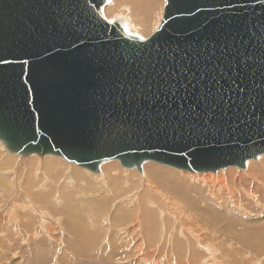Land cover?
<instances>
[{
  "label": "water",
  "instance_id": "water-1",
  "mask_svg": "<svg viewBox=\"0 0 264 264\" xmlns=\"http://www.w3.org/2000/svg\"><path fill=\"white\" fill-rule=\"evenodd\" d=\"M107 3L0 0L11 154L93 174L110 161L216 173L264 156V0H165L146 40L109 22Z\"/></svg>",
  "mask_w": 264,
  "mask_h": 264
},
{
  "label": "bare ground",
  "instance_id": "bare-ground-1",
  "mask_svg": "<svg viewBox=\"0 0 264 264\" xmlns=\"http://www.w3.org/2000/svg\"><path fill=\"white\" fill-rule=\"evenodd\" d=\"M164 1L165 0H108V3L104 8L103 14L109 22L118 23L119 25H121L123 27V29L125 30L126 34L133 35V36L136 35V37L141 38L142 40H146V39H149L156 32V30H158L160 28L159 26H161L160 23H162V21H163L162 17H164L165 7H166V4L164 7V3H165ZM121 8H125V11L123 13L121 12ZM163 8H164V14H163ZM119 17L121 20H123V21H119L120 23L117 21ZM0 148H1L0 151L4 150V147L1 146V143H0ZM14 155H16V154H14ZM35 156L36 155H32L31 157H22L21 160L18 159V155L14 156V157H10V158H4L6 164H9L15 168L12 171V174H15L16 176H13V177H16L17 180H19V183L21 185H24V188L26 187V189H29L30 191H31V189L35 190V188L37 186H35L33 183L39 182L38 186H40L39 187L40 192H38V193L39 194L44 193V194H42L43 197L47 196V198H51V197H49V195H46L48 192L51 193V191L54 190L56 193L59 192V194H60L61 190L65 189V188L67 189V186L69 184H73L74 180L79 182L80 179L77 180L78 178L75 179L76 176L75 177H73V176L75 175V172L77 173V172H80L81 170L78 171L75 168H73L74 166L69 167V165H68L66 167L60 168V170L63 169L62 171H64L62 173L57 167V161L56 160H59V157L56 158L55 156H45L44 158H42L43 159L42 162L41 161L39 162V160ZM52 157H54V158H52ZM259 159L260 160L257 162L250 160L247 163V165H248L247 171L244 169L245 172H243V169H242V171H238V170L234 169L235 167H233L231 170H228L225 174H223V170L217 171L216 172L217 174L214 173L215 175L209 174V173H201L200 175L198 174L199 176H204L203 180L200 179V180H202L201 182H200V180H198V175L194 176V174H192L193 176H191V175L185 174V172L181 173V172L174 171V170H168L169 174H168V176L165 177L164 175L159 174L161 172L160 169L155 168L152 165L149 167V172L144 170L143 174H140L141 175L140 176L138 174H135L133 171L130 172L129 170H128L129 173H127V174L123 173L122 171H125V170H119L120 167H118L117 164L115 165V164L110 163V164L104 165V164H106V163H104L100 167V173L98 175L94 174L95 176H93V177L87 178L86 174L81 172L82 175L85 176L86 179H81L80 182H83L82 184L89 183L87 185V191H84V192L85 193L87 192V194H88V192L94 193V195H95V197L93 198L95 201L94 200L93 201L96 203V205H98V207L97 206L96 207L99 208V210H100L99 214H97L95 212H94V214L91 213L92 215L90 216V220L94 221L95 223L96 222L101 223L102 218H104V216L109 215L108 212H109L111 206L109 207V209L107 211V208H106L107 205H109L110 203H114V202L126 201L125 206H123L124 208L123 209L121 208L120 210H118V208H117L118 206H117L114 210L113 215H112V219H111L112 222H110V224L111 223L113 224V226L111 225V232H112L111 244H113V246L119 245L118 243L120 242L121 237H124V236L130 237L131 241H133L135 244L133 246H134L135 251H136V252H134L136 258L137 257H139V258L140 257L151 258L154 256H160V257L167 256L166 251L168 248H170L171 249L170 252L173 251V253H171V254H173L174 256L169 257V258H174V259L177 258L178 259L180 257V259H184L185 257H190V259L187 260L186 262H184V264H191L193 262L195 264H244L243 262L246 260L239 262V261L232 260V258H230V257H229L230 260H228L227 255H226V258H227V260H226V258L225 259L220 258V257H222L220 255V253H219V255H216L217 250H215L216 248L214 249L215 246L212 245L213 242H210L209 239H208V241L203 240L202 237L204 236V234L200 230V228L203 230V228H204L203 223H206V221H208V220L209 221L212 220V218L215 219L216 221H220V222L224 221L225 223H231L230 225L233 227H235L233 222H236V220H237L238 222L243 223L248 230H243V229L236 230V229H232L230 227V228H226V229H228L227 233H229L231 235L235 234V238L237 239V241H236L237 246L241 245L243 247L244 254L247 255L249 252V250H245L247 246L249 248H252L251 251L255 250L254 252H256V254H254V253H252V254L254 256L256 255L257 257L255 259L252 258L253 260H256L258 258V256H260V255L264 256V238H263V240H261V239H259L260 237L259 238L257 237V235L260 234V232L257 230H262V232H264V221H263L264 217H262V216H264V207L263 208L260 207V209H259V208H257L256 204H254L253 202L249 203V207L247 208V210H249V212L251 213L252 218H246L243 215V213L240 212L241 209L239 211L236 209V208H239V206H240L239 204H237V203H236V205L231 204L232 198H234L232 195L233 192L238 193L236 189L243 190L244 192H245V189H247V192H246L247 194H253L257 198L264 199V160H262L263 158H259ZM72 165H74V164H72ZM49 166L56 167L57 170L51 171ZM3 167H4V165H2L0 167V171L3 169ZM25 171H26V173H24ZM39 171H42L41 173H42V176H44V177H42L41 174H39ZM25 174H26V178L24 179ZM90 174H92V173H90ZM107 174H110V176H108ZM115 174H118V175H115ZM106 175L108 176V178H110L108 180V182L110 181V184H109V188L111 190L110 192L107 189H105L103 192H101V190L97 186L90 183L93 180V178L95 180L100 179V181L102 179L105 180ZM113 177H116V178H113ZM33 178H37L39 180H37V179L34 180ZM62 178H68V182L66 181L68 183L67 185H64L65 180L64 181L61 180ZM5 180L7 182H9L8 177H5ZM85 180H87V181H85ZM138 180L142 184V186L138 185ZM108 182L105 181V184ZM203 182L207 185V188H209V189L212 188V190L204 188L202 186ZM75 183L76 182H74V184ZM76 184H78V183H76ZM96 185H97V182H96ZM30 186L32 188H30ZM74 187H76V186H74ZM78 187H80V186L77 185V188ZM140 188H143V189L139 192ZM79 190H81V192H83V190L81 188H79ZM240 190H239V192H240ZM81 192L80 193L78 192V193L82 194ZM222 192H224V193L222 194ZM106 193L110 196L112 195V197H108L106 195ZM87 194H85V195H87ZM132 194H133V196H131ZM50 195H52V199L54 200V195L52 193ZM177 195L180 197L181 202L178 201L179 198L176 197ZM224 195H226V196L224 197ZM34 196L35 195H33V200L39 199V197H36V196L34 197ZM58 196H60V195H58ZM191 196H193V201L195 202V204H192V205H195V207L197 206L198 201L202 202V204L200 206H197L194 209V211L184 207L185 206L184 203L186 202V199L189 200L191 198ZM248 196H250V195H248ZM59 199L64 201L61 197ZM59 199H55V201L59 200ZM78 203H79L80 207H82V208L84 207L83 206L84 204H82L80 202H78ZM62 204H63V202H62ZM136 204H138L139 206L138 207H132L133 205H136ZM56 205L59 206L57 203H56ZM253 205H254V207H253ZM129 206H131V207H129ZM233 206L236 208H234V209L231 208ZM62 207H57V208L62 209ZM42 208H44V207H42ZM190 208H191V206H190ZM192 208H194V207H192ZM38 210H39V208H38ZM47 210L49 211V209H47ZM80 210H81V208H80ZM85 210H86V208H85ZM85 210H82V211H84V213H85ZM66 211H67V207H66ZM39 213L41 215L43 214V216H44L43 212H39ZM69 213H71V212H69ZM258 213H259V215H258ZM45 216H46V218H45L46 222L51 221L49 218H47L46 214H45ZM39 217L41 218V216H39ZM58 217H59V215H58ZM87 217H89V215ZM161 219L163 222H161ZM198 219L201 222L199 224H196L195 221H197ZM57 220L59 222L61 221L60 218H57ZM87 221H88V219H87ZM82 224H80V225H82ZM190 224L196 225L198 227V229L195 231H192ZM63 225L64 224H62V226ZM73 225L74 224L70 223V225H68V226L70 227V230H71V234L69 232V235H71V237L75 238L74 242H77V243L81 242L80 244H84V242L87 241L89 243L88 246L89 245L98 246V244L100 243V240H99V238L96 237V235H94L93 233L87 234L86 232L84 233V231L81 232L80 230L74 229ZM206 226L208 227V224ZM57 228H59V227H57ZM169 228H171V229L168 230ZM217 228L218 227L215 224L211 223V227H209V229H210L209 231L215 233L217 236L218 229H219V228L218 229ZM61 229H63V227H61ZM81 229H83V228H81ZM161 229H162L161 234L166 233V232L170 233L169 234L170 236L168 235V238L171 239V245L169 247L166 244H165V246L163 244H159V243H162V241H163L162 239L161 240L159 239V231ZM205 229H207V228H205ZM48 230H49V228H48ZM203 231L205 232V230H203ZM48 232L52 233L54 231L51 230ZM121 233H122V235H121ZM182 237L184 239H182ZM211 238H213L212 234H211ZM98 240H99V242H98ZM220 241L222 242L221 239H220ZM228 241H230V240H228ZM74 242L68 241L69 244L71 243L70 247L71 246L73 248L77 247V244L76 245L72 244ZM108 242H110V241H108ZM108 242L106 243L107 246L103 247V249H106V250L111 249ZM168 242H170V240ZM181 242H184V243H181ZM217 242L218 241H216V243ZM224 242L225 241H223V243ZM186 243L188 244V246L190 244H192V247H187ZM80 244H78V245H80ZM227 244H228V242H227ZM227 247H228V245H227ZM116 248H117V246L115 247V249ZM199 249L203 252V254L200 253L201 251ZM122 250H124V249H122ZM130 250H131V248H130ZM226 250L229 252V254H231L233 252L235 254L240 253V251L238 252V251L234 250L232 245H230ZM96 251H97V249H96ZM87 252H88V250H87ZM107 252H109V251H106V253ZM101 253H99L100 256H101ZM114 253H116V252H114ZM250 254H251V252H250ZM119 256H121V255H119ZM126 256H128V255H126ZM105 257L108 258L106 255H105ZM251 257H253V256H251ZM73 258H74V256H73ZM149 258H147V259H149ZM216 258H219V261ZM93 259H94V256H93ZM120 259H122V258H120ZM147 259L146 260L142 259L143 260L142 263L143 264H146V263L151 264L152 261H149ZM247 259H249V258H247ZM162 260H163L162 261V264H163L164 260H166V259L163 258ZM249 260H251V259H249ZM263 260H264V258H263ZM157 261H158V259H157ZM160 261H158L159 263H157V264H161ZM100 262H101V260H100ZM169 262L170 261H168L167 263H169ZM136 263H139V262H136ZM172 263H174V262H172ZM77 264H80V263H77ZM133 264H134V262H133ZM176 264H178V263H176ZM251 264H253V262Z\"/></svg>",
  "mask_w": 264,
  "mask_h": 264
},
{
  "label": "rangeland",
  "instance_id": "rangeland-1",
  "mask_svg": "<svg viewBox=\"0 0 264 264\" xmlns=\"http://www.w3.org/2000/svg\"><path fill=\"white\" fill-rule=\"evenodd\" d=\"M164 7H165V3H164ZM124 11H125V8H121V12L123 13ZM163 14H164V8H163ZM117 21L119 22V21H123V20H121L120 17H119ZM134 36H136V35H134ZM0 143H1V146L4 147V150H5V151L4 150L0 151V167L2 165H4L3 169L0 171V214H1L0 215V264H75V263L76 264L77 263H80V264H90V263L91 264H103V263L104 264H133V262H134V264H143L142 263V261H143L142 259L146 260L147 258H149V257H140V258L137 257L138 258L137 259L135 257V253L134 252H136V251H135V248L133 246L135 244H134L133 241H131L130 237H125L123 235L124 237H121V240L118 243L119 245H114L113 246V244H111V235H112L111 225L113 226V224L112 223L110 224V222H112V220H111L112 219V215H113L114 210H115V208L117 206H118L117 207L118 210H120L121 208L123 209L124 208L123 206H125V202L126 201L114 202V203H110L109 205H107L106 206L107 211H108L109 207L111 206L110 210L108 212L109 215L104 216V218H102V220H101V223H97V222L95 223L94 221L90 220V216L92 214H94V212L99 214L100 210H99V208H97L98 205H96V203L94 202L95 201L93 199L95 197L94 193L88 192V194H87V192L86 193L84 192V191H87V185L89 183L82 184L83 182H80L81 179H86L85 176H83L81 172L85 173L87 178L93 177V176L98 175V174L94 175L91 171L88 172V170L86 171L85 169H82L81 167L79 168L76 165H72L70 162H68L65 159L59 158V160H56L58 169L60 170V168L66 167L68 165H69V167L70 166H74L73 168H75L78 171H80V170L81 171L77 172V173L75 172V175L73 177L76 176L75 179L78 178L77 180H79V179L80 180H79V182L74 180V182H76L78 184H76V183L74 184V182H73V184H69L67 186V189L65 188V189L61 190L60 194H59V192L56 193L54 190H52L51 193L54 195V200L52 199V195H50L51 194L50 192H48L49 194L47 193L46 195H49V197H51V198H47V196L43 197L42 194H44V193H42V194L38 193V192H40V190H39L40 186H38L39 182H35L34 181L35 183H33V184L35 186H37L38 188L36 187L35 190L31 189V191H30L29 189H26V187L24 188V185H21L19 183V180H17L16 177H13V176H16L15 174H12V171L15 168L13 166L9 165V164H6L4 158H10V157H14V156H17V155L11 154L6 149L4 144L2 142H0ZM22 157L23 156H19L18 155V159L19 160H21ZM35 157L39 160V162L40 161L42 162V160H43L42 158H44V157H39V156H35ZM52 158H54V157H52ZM260 158H263L262 160H264V156H261ZM259 160L260 159L258 158L257 160H251V161L257 162ZM110 163L115 164V165L117 164V166L120 167L119 170H125V171H122L125 174L129 173V171L130 172L133 171L135 174L140 175V173L136 169L129 170V171L126 170L125 168H123L121 166V164L118 161H110L108 163L106 162V164H104V165H107V164H110ZM151 165L154 166L155 168L160 169L161 172L159 174L160 175H164L165 177L168 176V174H169L168 170H174V171H178V172H181V173L185 172V171L177 170V169H174L172 167L165 166V165H160V164L153 163V162H148V163L144 164L143 171L146 170L147 172H149V167ZM49 168H50L51 171L57 170L56 167L49 166ZM232 168L233 167L222 169L223 170V174H225L228 170H231ZM234 169H236L238 171H242V169H239L237 167H235ZM247 169H248V165H247L245 170L247 171ZM62 170H60V171L63 173L64 171H62ZM41 172L42 171H39V174H41V176H42ZM243 172H245L244 169H243ZM24 173H26V171ZM90 173H92V174H90ZM185 174L193 176L192 173H189V172H185ZM209 174H214V173H209ZM215 174H217V173H215ZM107 175L110 176V174H107ZM107 175H106V179L105 180L102 179L100 181V179H96L95 180L93 178V180L90 183L95 185V186H97L101 190V192H103L105 189H107L110 192L111 191L110 188H109L110 181L108 182V180L110 178H108ZM115 175H118V174H115ZM197 175H198V173L194 174V176H197ZM199 175H198V180H200V179L203 180L204 176H199ZM24 176H25L24 177V179H25L26 178V174ZM5 177H8V181L9 182H7L5 180ZM42 177H44V176H42ZM113 178H116V177H113ZM33 179L36 180L37 178H33ZM37 180H39V179H37ZM61 180H63V181L65 180L64 185L68 184L67 183L68 182V178H62ZM202 180H200V182ZM85 181H87V180H85ZM105 181L108 182V183L105 184ZM96 182H97V185H96ZM204 184L205 183L203 182L202 186L204 188H207V185L206 184L204 185ZM77 185L80 186V187L77 188ZM138 185L142 186V184L139 182V180H138ZM74 186H76V187H74ZM30 188H32V187L30 186ZM79 188H81L83 190V192H81V190H79ZM142 189L143 188H140L139 192ZM207 189H209V188H207ZM209 190H212V188L209 189ZM236 190H237L238 193H234L233 192L232 195H233L234 198H232V203L231 204L232 205H236V203H237L240 206H239V208H236L234 206L231 207V208H233V209L236 208L238 211L241 209L240 212H242L243 215L246 218H252L251 213L249 212V210H247V208L249 207V203L253 202L254 204H256L257 208H259V209H260V207L261 208L264 207V199L257 198L253 194H247L246 193L247 189H245V192L243 190H240V189H236ZM239 190H240V192H239ZM77 191L79 193L81 192L82 194H79ZM223 193L224 192H222V194ZM85 194H87V195H85ZM33 195H35L36 197H39V199L38 200H33ZM58 195H60V196H58ZM106 195L108 197H112V195L110 196L107 193H106ZM248 195H250V196H248ZM131 196H133V194ZM225 196L226 195H224V197ZM60 197L64 201L59 199ZM176 197H178L179 198L178 201L181 202L180 197L178 195ZM55 199H59V200L55 201ZM62 202H63V204H62ZM78 202L84 204L83 206L86 208V210H85L84 207L83 208L80 207ZM56 203L59 206H57ZM184 204H185V206H184L185 208L191 209V210L194 211V209L197 206H200L202 204V202L198 201V204L195 207V205H192V204H195V202L193 201V196H191V198L189 200L186 199V202ZM56 206L57 207H62L63 206V207L61 209V208H57ZM138 206L139 205L136 204V205H133L132 207H138ZM190 206H191V208H190ZM42 207H44V208H42ZM66 207H67V211H66ZM129 207H131V206H129ZM192 207H194V208H192ZM253 207H254V205H253ZM38 208H39V210H38ZM80 208H81V210H80ZM47 209H49V211ZM82 210H85V213ZM39 212H43L44 216H43V214L41 215ZM69 212H71V213H69ZM45 214L47 215V218H49L51 221H47L46 222ZM58 215H59V217H58ZM88 215H89V217H87ZM258 215H259V213H258ZM39 216H41V218ZM262 217H264V216H262ZM57 218H60L61 221L59 222L57 220ZM87 219H88V221H87ZM208 221H206V223H203V226H204L203 230H205V232L200 227L199 228L204 234V236L202 237L203 240L204 241H208V239H209L210 242H213V244L212 243L211 244L213 246H215L214 249L216 248L215 250H217V254L216 255H219V253H220V255L222 256L220 258H224V259L226 258V255H227L228 260H230V258H232V260L239 261V262H242V261L246 260V261L243 262L244 264L245 263L246 264H251L252 262H253V264H264L263 263L264 262V260H263L264 256L263 255H260V256H258V258L256 260H253V259H255L257 257L256 255L254 256L252 254V253L256 254V252H254L255 250L251 251L252 248H249L247 246L246 249H245V250H249V252L247 254L248 256H247L246 254H244L243 247L241 245L237 246V243H236L237 239L235 238V234L231 235V234L227 233L228 229H226V228H230V227L232 229H236V230H241V229L248 230L243 223H240V222H238L236 220V222H233L234 226L236 227L235 228V227L230 225L231 223H225L224 221H221V222L220 221H216L213 218L209 222ZM161 222H163L162 219H161ZM200 222L201 221L199 219L197 221H195L196 224H199ZM70 223L74 224L73 225L74 229L80 230L81 232L84 231V233L86 232L87 234L93 233L94 235H96V237L99 238V240H100V243L98 244V246H96V245H92L93 247L91 245L88 246L89 243L87 241L84 242V244H80L81 242H79V243L74 242L75 238H73V237H71V235H69V232L71 234L70 227L68 226V225H70ZM211 223L215 224L219 228V229L217 228L218 229L217 236H216L215 233L209 231L210 230L209 227H211ZM62 224H64V225L62 226ZM80 224H82V225H80ZM207 224H208V227L206 226ZM57 227H59V228H57ZM61 227H63L64 230L61 229ZM190 227H191L192 231H195V230L198 229V227L196 225H191L190 224ZM48 228H49V230H48ZM81 228H83V229H81ZM171 228H169L168 230H170ZM205 228H207V229H205ZM51 230H53L54 232L49 233L48 231H51ZM257 231L260 232V234H258L257 237L258 238L260 237L259 239L263 240L264 232H262V230H257ZM161 233H162V229L159 231V239L160 240L162 239L163 241H162V243H159V244H163L164 246L166 244L169 247L171 245V239L168 238V235L170 233H167V232H166L167 234L166 233L161 234ZM211 234H212V237L214 239L211 238ZM121 235H122V233H121ZM168 239L170 240V242H168L169 241ZM182 239H184V238L182 237ZM220 239L222 240V242L220 241ZM99 240H98V242H99ZM228 240H230V241H228ZM68 241L74 242L72 244L73 245L77 244V247L76 248H73L72 246L70 247L71 243L69 244ZM108 241H110V242H108ZM216 241H218V242L220 241V242L219 243L217 242L218 243L217 244ZM223 241H225V242L223 243ZM107 242L110 245V248H111L110 250L103 249V247L107 246V244H106ZM227 242H228V244H227ZM181 243H184V242H181ZM78 244H80V245H78ZM229 244L232 245L234 250H236L238 252L240 251V253L235 254L233 252V253L229 254V252L226 250L230 246ZM227 245H228V247H227ZM116 246H117V248L115 249ZM186 246L187 247H192V244H190L188 246V244L186 243ZM130 248H131V250H130ZM96 249H97L98 252L96 251ZM122 249H124V250H122ZM87 250H88V252H87ZM112 250L114 252H116V253H114ZM170 250H171L170 248L167 249V251H166L167 256H163V257L154 256V257H151V258H149L147 260L152 261L151 264H157V263H159L158 261L161 260L160 263L162 264V261H163L162 259L164 258L166 260H164L163 264H169V263L170 264H174V263L175 264L176 263L184 264V262H186L187 260L190 259V257H185L184 259H180V257H179L178 259L175 258L176 260L174 258H169V257H173L174 256L173 254H171V253H173V251L170 252ZM106 251H109V252L106 253ZM250 252H251V254H250ZM99 253H101V256H100ZM200 253L203 254L202 251ZM125 254L128 255V256H126ZM105 255L108 258H106ZM119 255H121V256H119ZM73 256H74L75 259L73 258ZM93 256H94V259H93ZM251 256H253V257H251ZM120 258H122L123 260L120 259ZM247 258H249L251 260H249ZM157 259H158V261H157ZM216 259L219 261V258H216ZM100 260H101L102 263L100 262ZM226 260H227V258H226ZM168 261H170V262L167 263ZM136 262H139V263H136ZM172 262H174V263H172ZM191 264H195V263L193 262Z\"/></svg>",
  "mask_w": 264,
  "mask_h": 264
},
{
  "label": "snow or ice",
  "instance_id": "snow-or-ice-1",
  "mask_svg": "<svg viewBox=\"0 0 264 264\" xmlns=\"http://www.w3.org/2000/svg\"><path fill=\"white\" fill-rule=\"evenodd\" d=\"M146 75V74H145ZM149 91H150V89H149Z\"/></svg>",
  "mask_w": 264,
  "mask_h": 264
}]
</instances>
